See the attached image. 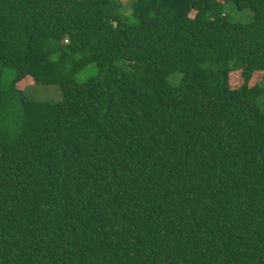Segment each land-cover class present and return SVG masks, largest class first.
Here are the masks:
<instances>
[{"label": "trees", "instance_id": "trees-1", "mask_svg": "<svg viewBox=\"0 0 264 264\" xmlns=\"http://www.w3.org/2000/svg\"><path fill=\"white\" fill-rule=\"evenodd\" d=\"M0 264H264V0H0Z\"/></svg>", "mask_w": 264, "mask_h": 264}, {"label": "rangeland", "instance_id": "rangeland-1", "mask_svg": "<svg viewBox=\"0 0 264 264\" xmlns=\"http://www.w3.org/2000/svg\"><path fill=\"white\" fill-rule=\"evenodd\" d=\"M126 1V0H123ZM228 16L233 22H242L249 23L252 20V13L247 10H238L232 5H228L227 8ZM12 72L10 70H5L4 78L8 80L11 77ZM95 74V67L91 65L87 67L81 74L79 75V80H84L86 78L92 77ZM262 73H255L250 81L249 85L259 81L261 79ZM243 83V78L239 70L232 71L229 74V84L233 88L239 87ZM25 94L34 99L40 101H54L58 102L62 99L61 91L57 85H34L29 86L26 89Z\"/></svg>", "mask_w": 264, "mask_h": 264}]
</instances>
